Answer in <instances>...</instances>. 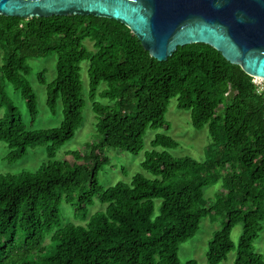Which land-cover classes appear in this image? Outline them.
Listing matches in <instances>:
<instances>
[{
    "label": "trees",
    "instance_id": "obj_1",
    "mask_svg": "<svg viewBox=\"0 0 264 264\" xmlns=\"http://www.w3.org/2000/svg\"><path fill=\"white\" fill-rule=\"evenodd\" d=\"M93 43L89 50L85 40ZM56 54V79L47 85V106L54 114L62 100L58 128L29 130L9 96L12 84L25 100L31 122L38 115L37 96L28 81L30 58ZM89 61V99L100 142L73 152L77 163L55 160L58 151L83 122L86 105L80 64ZM100 96L113 105L95 101ZM171 98L191 112L195 129L208 126L212 144L204 162L176 158L157 147L177 142L158 135L143 167L153 174L133 177L131 184L104 188L100 171L109 165L105 148L137 155L148 129L170 126L165 119ZM0 141L17 162L29 149L47 146L49 161L35 172L0 175V264H181L180 245L193 238L203 217L225 216L207 252L208 264H220L234 250L233 228L242 223L234 264H264L254 242L264 221V93L240 66L227 62L206 44L179 47L157 61L118 21L68 15L24 19L0 15ZM220 183L214 200L207 188ZM87 215L96 201L107 204L85 225L62 224V202ZM155 200H161L156 213ZM47 238L49 242L46 243ZM187 264H198L190 260Z\"/></svg>",
    "mask_w": 264,
    "mask_h": 264
},
{
    "label": "rangeland",
    "instance_id": "obj_2",
    "mask_svg": "<svg viewBox=\"0 0 264 264\" xmlns=\"http://www.w3.org/2000/svg\"><path fill=\"white\" fill-rule=\"evenodd\" d=\"M85 46L89 50H94L93 43L90 40L84 41ZM57 55L52 54L44 58H30L28 64L31 67V73L28 81L33 87L37 96L38 115L35 122H31L29 111L26 107L25 100L15 87L7 83L6 89L13 100L14 104L21 112L23 121L29 130L54 129L60 127L63 121V104L62 100L57 101L56 112L53 114L47 106V85L52 83L57 77L56 70ZM81 80L84 88V97L86 105L83 111V122L75 133L73 139L68 141L57 153L55 160L67 161L70 164L77 163L73 152L83 151L88 142H100L101 137L96 131V115L93 112V102L89 99V61L85 60L80 64ZM45 72L47 85L39 82V72ZM107 88L106 82H101L95 101L108 106L114 103L100 96V93ZM6 114V108L0 109V119ZM165 119L170 128L148 129L144 136V147L137 155L126 151L112 148H105L104 154L109 159V165L103 168L99 173V180L104 188H109L117 183L131 184L134 176L140 174L144 177L154 180L156 177L143 167V162L149 152L154 150L152 142L158 135H166L177 142L174 149H164L157 147L155 150L163 152L167 151L176 158L190 157L196 161L204 162L207 159L206 150L212 144L208 126L202 129H195L191 122V112L189 110H181L177 107V98H171ZM10 149L7 144L0 141V175H18L22 172H35L43 164L49 161L47 155V146H41L35 149H29L26 156L21 160L10 163L6 159ZM221 189L220 183L215 184L205 191V199L210 202L215 199ZM79 190L73 193L74 202L68 203L66 200L62 202V224L85 225L88 219L98 213L103 212L107 208V204L96 201L92 206L88 207L87 215L77 214L74 211V204L77 201ZM156 213L159 212L161 200H155ZM225 216H219L212 220L210 217H203L200 228L195 236L183 242L178 251V257L181 264H187L190 260H195L198 264H208L207 252L208 246L214 234L221 230L225 224ZM243 234V224L236 225L231 234L234 243V250L231 251L227 258L220 264H234L237 257V250L240 238ZM49 242L47 238L46 243ZM254 251L264 258V221L259 237L254 242Z\"/></svg>",
    "mask_w": 264,
    "mask_h": 264
},
{
    "label": "water",
    "instance_id": "obj_3",
    "mask_svg": "<svg viewBox=\"0 0 264 264\" xmlns=\"http://www.w3.org/2000/svg\"><path fill=\"white\" fill-rule=\"evenodd\" d=\"M0 15L108 18L130 29L157 61L206 44L264 81V0H0Z\"/></svg>",
    "mask_w": 264,
    "mask_h": 264
},
{
    "label": "built area",
    "instance_id": "obj_4",
    "mask_svg": "<svg viewBox=\"0 0 264 264\" xmlns=\"http://www.w3.org/2000/svg\"><path fill=\"white\" fill-rule=\"evenodd\" d=\"M253 82L257 85V92L264 93V81L258 78H253Z\"/></svg>",
    "mask_w": 264,
    "mask_h": 264
}]
</instances>
